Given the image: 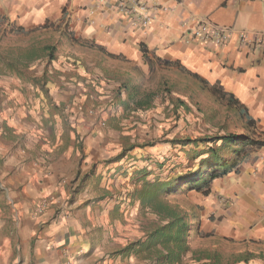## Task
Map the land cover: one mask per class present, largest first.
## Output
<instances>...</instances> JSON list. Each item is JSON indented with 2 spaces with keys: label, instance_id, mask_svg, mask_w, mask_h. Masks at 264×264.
<instances>
[{
  "label": "rangeland",
  "instance_id": "1",
  "mask_svg": "<svg viewBox=\"0 0 264 264\" xmlns=\"http://www.w3.org/2000/svg\"><path fill=\"white\" fill-rule=\"evenodd\" d=\"M7 18L0 15V264H23L22 253L32 252L39 230L35 223L42 212H52L49 196L32 198L25 186L39 171L64 173L60 180L68 189L63 199L67 210L71 203L90 198L80 194L87 187L100 192L93 196L95 201L108 200L106 194L115 197L120 208L117 220L131 226L134 235L129 241H133L146 235L154 218L133 198L136 187L145 180H177L199 170V161L208 155L207 147L214 145L205 138L248 134L244 116L231 101L179 68L156 62L151 70L124 60L104 63L83 57L82 44L72 52L78 62L68 63L62 73L71 77L68 80L76 89L85 88L86 98L78 101L75 92L69 93L68 110L59 113L49 92L57 85L53 76H57V68L48 63L50 50H40L43 39L12 30ZM33 52L41 55L39 60L24 63ZM52 56H57L55 51ZM132 85L137 86L135 99L126 93ZM80 104L83 114L77 111ZM58 128L64 143L52 149L56 140L52 131ZM72 133L79 140L77 150V143L72 150L67 148ZM177 139L187 140L178 143ZM52 155H65L66 162L52 163ZM186 186L179 182L169 199L186 211L195 226L204 206L199 193ZM58 206L60 209L61 204ZM211 216L207 218L212 220ZM30 217L35 226L31 230ZM193 236L192 249L216 251L221 264H238L233 257L242 252L238 245L203 230ZM253 254L250 264H264L261 255ZM129 263L155 264L145 253L135 251L130 253ZM176 264L207 263L196 262L188 253Z\"/></svg>",
  "mask_w": 264,
  "mask_h": 264
},
{
  "label": "crops",
  "instance_id": "2",
  "mask_svg": "<svg viewBox=\"0 0 264 264\" xmlns=\"http://www.w3.org/2000/svg\"><path fill=\"white\" fill-rule=\"evenodd\" d=\"M138 1L147 5L137 11L141 18L144 12L150 16L148 23L132 14L133 0H0V15H7L13 30L43 39L40 50L46 45L54 48L57 56L48 63L57 68V76L53 75L57 85L49 92L59 113L68 110L69 93L75 92L78 101L86 98L85 88L76 89L68 80L71 77L62 73L68 63L78 62L72 52L79 50L81 42L85 43L83 57L104 63L124 60L149 69L142 46L152 66L175 62L164 65L179 68L201 84L205 81L216 86L232 99L240 114L244 112L248 134L264 140V0ZM195 18L224 26L232 33L228 42L217 46L192 39L188 28ZM241 37L247 43H241ZM38 58H25L24 63ZM77 111L84 113L81 104ZM247 120L253 125H247ZM61 132L60 128L52 131L56 139L52 149L63 145ZM72 135L67 148L72 150L77 143V150L79 140ZM64 156L50 158L52 163H65ZM62 174L57 169L50 174L39 171L25 185L32 198L49 196L53 206L51 213L42 212L35 223L39 230L32 252L22 253L23 264H130V253L119 250L131 241L134 232L117 220L120 208L116 198L106 194L108 200L95 201L93 196L100 192L87 187L80 194L90 198L81 204L71 203L67 210L63 199L68 189L60 180ZM196 192L204 206L198 217L201 221L196 223L201 232L264 258V145L252 147L235 170L213 179L208 193ZM210 215L212 220L207 218ZM33 221L34 217L27 220L30 230L35 227Z\"/></svg>",
  "mask_w": 264,
  "mask_h": 264
},
{
  "label": "trees",
  "instance_id": "3",
  "mask_svg": "<svg viewBox=\"0 0 264 264\" xmlns=\"http://www.w3.org/2000/svg\"><path fill=\"white\" fill-rule=\"evenodd\" d=\"M12 29V28H11ZM13 30V29H12ZM80 44L85 45L84 42ZM53 47L43 46L45 52L49 51L48 57L53 59ZM144 62L148 64L149 69L153 68L151 60L147 56V51L140 46ZM47 50V51H46ZM43 51V52H44ZM41 55L33 52L29 53L27 58H37ZM165 65H175V62L164 61ZM198 79V78H196ZM199 80V79H198ZM204 87H207L212 93H219L222 98L225 94L203 81ZM127 86L124 85V88ZM131 99L137 95V86L132 85L127 88L126 92ZM228 102L232 101L226 97ZM244 116V112L242 113ZM247 125L252 126L253 121L247 120ZM206 141L214 142V145L207 147L208 155L199 161V170L189 171L184 178L160 179L152 181L145 180L141 186L136 187L133 192V198L138 202L141 208L148 210L154 215L150 227L144 237L130 241L119 250V253L129 254L131 252H143L145 256L155 264H176L182 261L185 255L192 254L196 262L204 260L207 264H221V255L218 252L209 250L191 248V240L194 233L199 235L201 230L199 225H192L188 219L186 211L178 204H174L169 199V194L177 189V185L183 183L186 190L203 191L208 193L210 184L213 179L227 174L232 169L235 170L237 165L244 159L248 151L254 146L264 145L263 139H256L253 135L242 133L239 135L224 133L205 138ZM187 139H177L178 143ZM220 141L219 144H216ZM229 153L230 157L224 154ZM254 254L249 251L235 254L234 260L238 264H250L249 260Z\"/></svg>",
  "mask_w": 264,
  "mask_h": 264
},
{
  "label": "built area",
  "instance_id": "4",
  "mask_svg": "<svg viewBox=\"0 0 264 264\" xmlns=\"http://www.w3.org/2000/svg\"><path fill=\"white\" fill-rule=\"evenodd\" d=\"M134 6L131 10L132 13L137 20H143L144 23H148L150 21V16L143 13V18H141L142 14L137 11L138 8L144 9L147 8V5L143 2H139L138 0H133ZM189 35L192 39H200L206 42H212L217 46L224 45L228 42L232 33L226 29L224 26H221L217 23H213L207 19L203 18H195L191 25L188 28ZM241 43H247V41L241 37Z\"/></svg>",
  "mask_w": 264,
  "mask_h": 264
}]
</instances>
